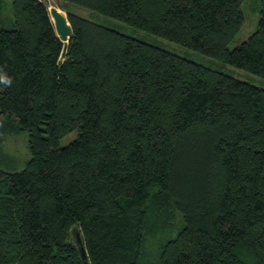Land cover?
Returning <instances> with one entry per match:
<instances>
[{
  "label": "trees",
  "instance_id": "obj_1",
  "mask_svg": "<svg viewBox=\"0 0 264 264\" xmlns=\"http://www.w3.org/2000/svg\"><path fill=\"white\" fill-rule=\"evenodd\" d=\"M8 1L0 122L29 157L0 169V264H84L73 229L88 264H264V89L74 11L264 78V0L232 49L242 0H62L63 58L46 2ZM151 243L157 262H140Z\"/></svg>",
  "mask_w": 264,
  "mask_h": 264
},
{
  "label": "rangeland",
  "instance_id": "obj_2",
  "mask_svg": "<svg viewBox=\"0 0 264 264\" xmlns=\"http://www.w3.org/2000/svg\"><path fill=\"white\" fill-rule=\"evenodd\" d=\"M47 7L58 6L62 0H44ZM240 10L243 15V23L237 34L228 43V49H232L241 42L247 40L258 28V21L261 10V0H242ZM62 11V10H61ZM78 15L88 18L97 23L108 26L121 32L127 36L139 39L151 45L162 48L168 52L194 61L205 67L215 69L217 71L231 75L239 80L250 83L254 86L264 89V78L253 74L247 70L231 66L223 61L207 56L201 52L192 50L186 46L174 43L148 31L131 26L125 22L91 13L83 8L74 10ZM64 12V11H62ZM65 13V12H64ZM13 25V16L10 1L5 0L3 3L0 27L11 28ZM10 121L0 122V133L3 134L4 140L0 145V169L6 171H19L24 167L26 159L29 157L27 146V135L24 132L12 133ZM1 134V135H2ZM77 136V131L72 130L59 139L58 146L62 147L74 140ZM177 227L169 232L170 237H174L177 232ZM159 250L156 244H146L142 252L140 262H157Z\"/></svg>",
  "mask_w": 264,
  "mask_h": 264
},
{
  "label": "water",
  "instance_id": "obj_3",
  "mask_svg": "<svg viewBox=\"0 0 264 264\" xmlns=\"http://www.w3.org/2000/svg\"><path fill=\"white\" fill-rule=\"evenodd\" d=\"M50 18L54 24L55 32L59 40L63 43L62 52L60 58H63L67 48L68 39L72 33L70 24L67 20L66 13L62 12L58 7L51 6L48 8ZM75 236V242L78 247V252L81 260L84 264H88L87 254L85 247L80 236V232L76 229L72 230Z\"/></svg>",
  "mask_w": 264,
  "mask_h": 264
},
{
  "label": "clouds",
  "instance_id": "obj_4",
  "mask_svg": "<svg viewBox=\"0 0 264 264\" xmlns=\"http://www.w3.org/2000/svg\"><path fill=\"white\" fill-rule=\"evenodd\" d=\"M11 78L8 77L5 73L0 71V86L8 87L11 86Z\"/></svg>",
  "mask_w": 264,
  "mask_h": 264
}]
</instances>
